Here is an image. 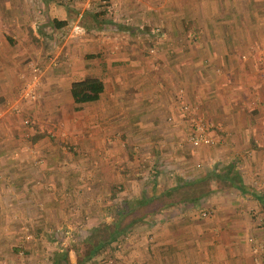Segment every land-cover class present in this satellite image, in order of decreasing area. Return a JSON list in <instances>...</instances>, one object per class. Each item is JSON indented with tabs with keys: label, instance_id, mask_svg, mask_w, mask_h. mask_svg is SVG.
Masks as SVG:
<instances>
[{
	"label": "crops",
	"instance_id": "obj_1",
	"mask_svg": "<svg viewBox=\"0 0 264 264\" xmlns=\"http://www.w3.org/2000/svg\"><path fill=\"white\" fill-rule=\"evenodd\" d=\"M98 10V22H82ZM30 58L43 68L40 95L23 100L20 114L5 112ZM89 76L103 81L99 97L75 103L73 83ZM183 100L196 110L184 111ZM194 116L225 144L185 150ZM186 158L201 162L190 177L235 162L264 195V0H0V185H11L0 200L13 199L14 217L27 221V210L32 223L41 215L72 229L62 201L85 209L106 193L116 200L115 185L128 180L120 169L134 163L160 186L168 161ZM235 189L201 197L209 215L189 201L152 212L104 249L115 261L98 263L99 253L85 264H260L264 203Z\"/></svg>",
	"mask_w": 264,
	"mask_h": 264
},
{
	"label": "rangeland",
	"instance_id": "obj_2",
	"mask_svg": "<svg viewBox=\"0 0 264 264\" xmlns=\"http://www.w3.org/2000/svg\"><path fill=\"white\" fill-rule=\"evenodd\" d=\"M192 42L195 43V41ZM210 127H212V125ZM218 130H219L218 133L221 134L222 129L219 127ZM186 141H188L187 137H186ZM220 142L225 144V141H223V137H221V135H219V138L215 137L214 143L207 146L206 148H203L202 152L203 153L206 151L208 152L209 149L211 150V152H215V150H218L217 148L218 146H220L219 144ZM189 146L191 147L192 145L187 144V146H185L186 148L185 150L191 151ZM190 154L192 155V153ZM184 160L186 161L184 162ZM178 161L179 164H182L181 166L188 167L192 163L191 161H193V159L190 160L186 158V159H181V161L179 159H176V162H171L170 160L168 161V163L166 162L167 164L166 163L165 164L168 165V166L165 165L166 176H163L164 184H161L160 186L152 185V182L150 180H147V178L145 177L141 178L145 173H142V171L139 169L140 166L139 164L134 163L130 167H127V171L126 170L123 171V169H120L121 174H119V176L122 178H127L128 180L124 181L125 186H123V183L121 182H120L121 187H119V185H115L116 191L118 192L120 191L116 200H111L110 199L111 195L106 193L105 196L97 199L98 201H94L91 202L90 204H86L85 209H82L84 208L81 206L82 204L80 206H77L76 205L77 203H71V201L68 200L62 201L58 205L67 203L66 205H63V208H67L68 209L67 212L72 213L70 216L73 218L68 219V224L74 226L72 229L65 228L66 224L63 222L58 221L56 224L55 221L51 220L50 218H48L47 221L44 224H42V222L44 221L41 222V219H39L41 215H39L38 219L36 218L37 220L33 221L32 223V221L29 219V214L27 210L25 212V214H27L28 216L25 218L27 221H25L24 219H21L20 221L19 217H14V213H15V210L13 208L14 201L13 199L8 201L9 197L7 196V194L11 192L9 189L11 185L9 186L5 182L4 184L0 185L1 198H3L2 196L4 193H6V198H8V199L0 200V264H52V257L54 255V252L57 250H61L63 248L69 249L71 262L73 263V261H75V253L73 251V247L79 242V240H81L84 236H86L90 232L92 226L96 225L97 223L104 221L106 222L111 221L113 216L118 211V209L127 204L125 202L126 199L123 197L124 194L121 192L122 190L126 188L129 192H131L133 197L130 196L129 199L130 201L132 199L138 198L139 195H143V196L148 194L150 195L154 191H160L163 188L170 186L167 185L170 182H174L173 184H175L176 181H178L179 179H183V178L189 179L188 178L190 177L189 175H191L192 173H194L196 170L199 169L198 166H196V163H201V162H194L191 164L192 169L191 167L190 169L185 168L181 170V173L180 172L176 173V171H173V168H175V164L178 165ZM216 164L217 162H215L213 166L220 167L217 166ZM195 166L198 169H193ZM211 181L213 185H216V181L214 180ZM110 187L112 188L111 185ZM2 188L4 192L1 191ZM111 188L107 186V188H105L104 190L105 192H109ZM235 190H237L238 192L239 189L237 188ZM202 201L203 203H201L200 200L197 203L198 214L202 216L209 215L212 212V210L210 209L211 207L206 204L205 199H203ZM248 207H249V211L251 212V215L257 221V212L254 211L255 208L252 207V204L250 203ZM38 211L36 215L41 214V212H43V208H38ZM33 212H36V210ZM76 215H78V217H76ZM86 216H88V218L93 216L91 221H93V219H97L98 222L95 223L94 220L93 223H89L90 221ZM48 221H50L49 224ZM263 221H264V215L263 217H261V222ZM28 222L29 225L31 224L30 226L27 225ZM23 223L27 226H24ZM62 223L65 224L64 227L57 226L58 224H62ZM138 223L139 222H137L136 224ZM18 224L20 225L18 226ZM29 232L31 233V236L27 238L26 234ZM103 251L104 249L101 250L100 252L102 253V257L96 262L99 263L102 260L104 262L105 261L107 262V260H109V256L111 254L109 252L103 253ZM112 257H115L114 253L111 255L110 258L113 259V261H115L114 258Z\"/></svg>",
	"mask_w": 264,
	"mask_h": 264
},
{
	"label": "trees",
	"instance_id": "obj_3",
	"mask_svg": "<svg viewBox=\"0 0 264 264\" xmlns=\"http://www.w3.org/2000/svg\"><path fill=\"white\" fill-rule=\"evenodd\" d=\"M102 13H104V10L85 11L83 12L82 22H89L87 24L96 23L95 20L98 22L97 17ZM53 23L60 26L65 24L66 21L54 18ZM102 89L103 81L98 77L89 76L84 80L73 83L71 93L75 103H81L97 99ZM79 107L78 104L75 105V108ZM211 180L216 181V185H213ZM225 187H235L243 192H249L262 204L264 203V195L244 182L236 163L228 162L189 179H179L175 184L160 191H154L148 196H139L131 201L129 199L125 200L127 204L118 209L111 221L99 222L92 226L90 232L73 247L75 253L73 263L71 262L69 249L63 248L54 252L52 264H85L86 261L98 255L114 240L120 239L124 232L134 224L144 221L152 212L183 201L197 204L204 195Z\"/></svg>",
	"mask_w": 264,
	"mask_h": 264
},
{
	"label": "built area",
	"instance_id": "obj_4",
	"mask_svg": "<svg viewBox=\"0 0 264 264\" xmlns=\"http://www.w3.org/2000/svg\"><path fill=\"white\" fill-rule=\"evenodd\" d=\"M148 32L151 35L159 34L162 32V28L160 25L152 26L149 28ZM200 30L196 29L191 34V40L197 42V37L199 35ZM155 50L154 44L149 45V51L153 52ZM29 71L24 75L21 86L18 89V95L16 101L6 107L5 112H11L14 114H20L22 112L21 102L23 100H36L40 95V80L43 73V68L40 64L34 60L29 59L28 61ZM181 107L184 111L194 112L196 110V106L194 104L189 103L186 100L181 102ZM3 113V112H2ZM31 118L25 116L23 118L24 124H30ZM207 121L203 120L201 117H192V124L189 133L187 134V140L193 146L200 145H211L214 143V137L210 134V127ZM27 238L31 236V233L26 234ZM111 258L108 261L111 262ZM260 264H264V261H261Z\"/></svg>",
	"mask_w": 264,
	"mask_h": 264
}]
</instances>
